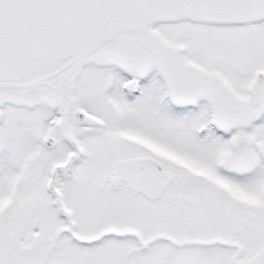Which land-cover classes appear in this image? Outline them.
I'll return each mask as SVG.
<instances>
[{
	"label": "snow or ice",
	"instance_id": "snow-or-ice-1",
	"mask_svg": "<svg viewBox=\"0 0 264 264\" xmlns=\"http://www.w3.org/2000/svg\"><path fill=\"white\" fill-rule=\"evenodd\" d=\"M0 264H264V0H0Z\"/></svg>",
	"mask_w": 264,
	"mask_h": 264
}]
</instances>
